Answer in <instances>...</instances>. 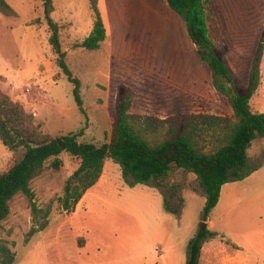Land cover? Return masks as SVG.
Here are the masks:
<instances>
[{
  "label": "rangeland",
  "instance_id": "rangeland-1",
  "mask_svg": "<svg viewBox=\"0 0 264 264\" xmlns=\"http://www.w3.org/2000/svg\"><path fill=\"white\" fill-rule=\"evenodd\" d=\"M4 1L13 15L0 13V92L32 115L43 134L77 133L79 142L108 143L124 87L132 91L133 114L233 118L184 21L165 0H98L106 37L94 51L77 47L93 28L88 0L54 1L51 17L60 26L67 66L80 81L83 112L56 66L41 2ZM214 1L220 14L206 21L212 49L243 88L259 57L258 86L248 106L264 113V0ZM247 155L258 169L222 186L202 221L205 197L194 174L173 170L158 185L129 186L107 158L98 182L67 214L63 189L79 160L63 153L58 170L48 162L31 182V201L21 194L10 201L0 242L12 264H185L189 241L208 229L218 236L202 245L198 264H264V138H256ZM21 156L0 143V172ZM164 201L179 213L165 211Z\"/></svg>",
  "mask_w": 264,
  "mask_h": 264
},
{
  "label": "trees",
  "instance_id": "trees-1",
  "mask_svg": "<svg viewBox=\"0 0 264 264\" xmlns=\"http://www.w3.org/2000/svg\"><path fill=\"white\" fill-rule=\"evenodd\" d=\"M43 20L49 30L48 44L56 57V66L73 86L72 97L80 109V81L67 66L62 50L60 26L51 17L55 0H39ZM184 21L191 42L197 47L202 62L211 72L217 93L228 99L233 118L207 114H183L160 119L152 115L130 113L131 89L119 93L108 143L100 146L78 141L80 134L52 136L43 134L17 102L0 92V143L11 152H22L19 160L0 172V222L10 213V201L18 194L33 199L31 182L39 177L48 162L54 170L61 166L63 153L79 160L77 169L65 181L62 208L73 213L83 195L94 186L103 171L104 160L120 167L129 186L160 184L171 171L182 170L196 176L205 197L201 220L206 221L217 205L222 186L245 179L258 166H251L247 152L256 138H264V113H252L248 103L258 86V60L253 66L248 88L240 86L227 61L212 49L207 17L219 15L214 0H165ZM93 15V28L77 47L97 50L105 40L106 29L98 9V0H88ZM0 13L12 16L13 11L0 0ZM39 23V19L33 24ZM32 24V25H33ZM165 211L178 214L163 202ZM218 236L205 229L188 243L185 264H198L202 245ZM14 258L0 242V263L12 264Z\"/></svg>",
  "mask_w": 264,
  "mask_h": 264
},
{
  "label": "water",
  "instance_id": "water-1",
  "mask_svg": "<svg viewBox=\"0 0 264 264\" xmlns=\"http://www.w3.org/2000/svg\"><path fill=\"white\" fill-rule=\"evenodd\" d=\"M204 225H205V224H204V223H202V228L204 227Z\"/></svg>",
  "mask_w": 264,
  "mask_h": 264
},
{
  "label": "crops",
  "instance_id": "crops-1",
  "mask_svg": "<svg viewBox=\"0 0 264 264\" xmlns=\"http://www.w3.org/2000/svg\"><path fill=\"white\" fill-rule=\"evenodd\" d=\"M219 14H220V12H219Z\"/></svg>",
  "mask_w": 264,
  "mask_h": 264
}]
</instances>
